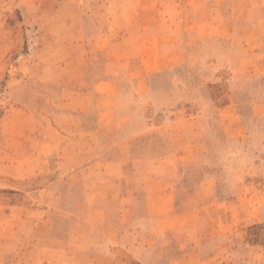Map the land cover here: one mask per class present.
Wrapping results in <instances>:
<instances>
[{
    "label": "rangeland",
    "instance_id": "374dc122",
    "mask_svg": "<svg viewBox=\"0 0 264 264\" xmlns=\"http://www.w3.org/2000/svg\"><path fill=\"white\" fill-rule=\"evenodd\" d=\"M253 4L0 0V264H264Z\"/></svg>",
    "mask_w": 264,
    "mask_h": 264
},
{
    "label": "crops",
    "instance_id": "0c3cea01",
    "mask_svg": "<svg viewBox=\"0 0 264 264\" xmlns=\"http://www.w3.org/2000/svg\"><path fill=\"white\" fill-rule=\"evenodd\" d=\"M239 2H242V3L239 4ZM237 3H238V6H239L238 7V10L242 6H244V7L247 8V15L245 17H243V19H246L248 21V24H246L247 25L246 26V29H247L246 32L248 34L259 33L260 28L257 27L258 24H256L255 21L252 20V17L253 18H256L257 14H258L257 10L258 11H261L260 6L259 7L258 6H255V4H253L254 3V0H237ZM220 31H224L225 32L224 29L223 30H220ZM225 37H226V35H225ZM121 112H122V110L118 109L117 107L116 108H113L112 107L111 109H107V108L104 109L103 112L100 114V117H99V127L100 128L106 127L105 126V122H103V120H101L103 117H106V118H110V117L113 118L114 117L116 119H119V117L121 118V116H120V113ZM122 120H124V119H122ZM112 137H116V132L113 134ZM123 140H124V142L126 140L128 141L127 138H124ZM123 140H120L119 137H116V142H118V143H116V145L121 144V142ZM129 141H131V140H129ZM173 170H175V169H173ZM142 173L143 172L140 171L139 175L142 176ZM148 174H149V172H146L145 176H148ZM151 175H152V173H151ZM116 178H118V177L116 176ZM137 191L138 190L136 188V190H134V192H137ZM132 201H134V197H132L131 203H132ZM162 204H165L166 205V203L163 202V201H162ZM171 206H174V203H172ZM132 208H133V206H131V204L128 205V208L127 209H128V212L129 213L132 212ZM150 215H152V214H150ZM148 217L151 220H153L152 217H150V216H148ZM183 218H184V214H177V215H175V216H173L172 218H169V219L172 222H176V221L181 220ZM155 219H156L155 221L153 220V222H151V224L154 227H150L151 230L145 231V232H148V233H145L144 235H142V237H140V240L139 241H141V242L138 244V248H137L138 249V252L137 253H138V257L139 258H144V257H147V256H151L152 257L153 256V251H154L153 246L155 244L157 246V244H160L162 242H166L167 241V238H166L167 236L166 237H163V238H161L159 236V234L161 233V231L158 230V228H157V226H160L161 225L160 222L162 221V219L160 217H158V216H156ZM152 225H150V226H152ZM199 251L200 250H187V251L184 252L183 256H185V257H191V256H194V255H198V252ZM185 257H183V258L186 259Z\"/></svg>",
    "mask_w": 264,
    "mask_h": 264
}]
</instances>
